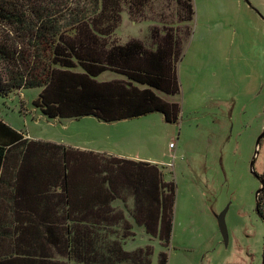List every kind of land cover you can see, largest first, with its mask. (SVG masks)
<instances>
[{"label":"trees","instance_id":"16d2710c","mask_svg":"<svg viewBox=\"0 0 264 264\" xmlns=\"http://www.w3.org/2000/svg\"><path fill=\"white\" fill-rule=\"evenodd\" d=\"M152 1L0 0V96L41 89L33 105L54 121L160 113L177 124L180 104L159 93L181 94L194 0H175V23L154 27L150 48L111 40L125 8L142 22ZM104 73L122 79L97 81ZM176 200L158 165L31 140L0 120V264H152V247L124 244L137 225L169 250ZM256 209L264 221V190Z\"/></svg>","mask_w":264,"mask_h":264},{"label":"rangeland","instance_id":"374dc122","mask_svg":"<svg viewBox=\"0 0 264 264\" xmlns=\"http://www.w3.org/2000/svg\"><path fill=\"white\" fill-rule=\"evenodd\" d=\"M152 3L145 9L147 20L137 23L125 8L111 40H139L150 48L152 29L171 27L176 11L175 0ZM194 5L193 35L179 65L181 94L159 93L180 104L177 124L160 113L113 126L93 117L48 120L33 105L41 89L0 96V120L34 140L153 160L176 182L170 249L134 225L126 251L152 247V264L159 263L161 252L169 254V264H263L264 221L256 209L262 184L251 164L256 160L255 172L263 177L264 138L258 151L257 141L264 133V0H194ZM116 79L122 77L104 73L97 81ZM225 211L227 241L218 221Z\"/></svg>","mask_w":264,"mask_h":264},{"label":"water","instance_id":"95a60500","mask_svg":"<svg viewBox=\"0 0 264 264\" xmlns=\"http://www.w3.org/2000/svg\"><path fill=\"white\" fill-rule=\"evenodd\" d=\"M263 138H264V133H263V135L257 141V151H258V149L260 147V144H261V141L263 140ZM255 164H256V160H254L252 162V164H251V170H252V173H254L259 178V180L261 181V184H262L260 190L257 193V196H259V194L262 192V190H264V177L259 176L255 172ZM226 213H227V211H225L223 214H221L220 217H219V219H218V221H219V227H220V230L222 232V235L224 236L225 240L227 241L228 232H227L226 221H225V219H226Z\"/></svg>","mask_w":264,"mask_h":264},{"label":"crops","instance_id":"0c3cea01","mask_svg":"<svg viewBox=\"0 0 264 264\" xmlns=\"http://www.w3.org/2000/svg\"><path fill=\"white\" fill-rule=\"evenodd\" d=\"M43 116V115H42ZM94 118V117H93ZM83 119V118H82ZM96 119V118H95ZM98 120V119H97ZM99 121V120H98ZM101 122V121H99ZM103 123V122H102ZM119 123V122H118ZM106 124V123H105ZM116 124V123H113L111 124L112 126ZM27 138L31 139V140H34L33 138H30L29 136L26 135ZM98 153H106V154H110V155H115V154H111V152H98ZM118 157V156H117ZM119 157H122V158H125L123 156H119ZM132 160L134 161H143V162H148V163H152V164H157L155 161L153 160H148L146 158H133Z\"/></svg>","mask_w":264,"mask_h":264},{"label":"built area","instance_id":"2783aa9c","mask_svg":"<svg viewBox=\"0 0 264 264\" xmlns=\"http://www.w3.org/2000/svg\"><path fill=\"white\" fill-rule=\"evenodd\" d=\"M170 148H171V149H174V148H175V145H174V144H171V145H170Z\"/></svg>","mask_w":264,"mask_h":264}]
</instances>
